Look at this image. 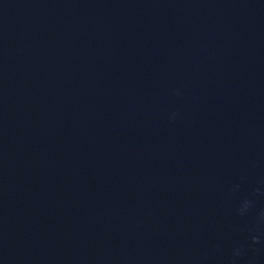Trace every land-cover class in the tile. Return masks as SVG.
I'll return each instance as SVG.
<instances>
[{"label":"water","instance_id":"1","mask_svg":"<svg viewBox=\"0 0 264 264\" xmlns=\"http://www.w3.org/2000/svg\"><path fill=\"white\" fill-rule=\"evenodd\" d=\"M0 264H190L66 0H0Z\"/></svg>","mask_w":264,"mask_h":264}]
</instances>
